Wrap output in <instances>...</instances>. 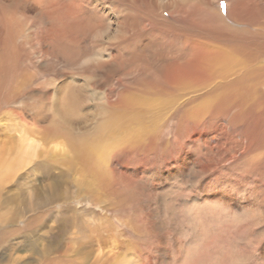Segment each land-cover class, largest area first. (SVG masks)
<instances>
[{
	"label": "rangeland",
	"instance_id": "374dc122",
	"mask_svg": "<svg viewBox=\"0 0 264 264\" xmlns=\"http://www.w3.org/2000/svg\"><path fill=\"white\" fill-rule=\"evenodd\" d=\"M1 1L25 9L0 6V264H264V149L233 122L264 112V75L251 80L255 92L230 96L238 109L209 95L252 60L221 47L233 57L221 78L180 84L193 50L219 48L190 39L179 58L181 42L149 20L126 44L127 10L112 0L88 4L108 25L98 31L102 55L64 59L51 43L79 41L87 3ZM230 3L214 6L240 26ZM80 136L90 144H76ZM250 162L260 170L248 172Z\"/></svg>",
	"mask_w": 264,
	"mask_h": 264
},
{
	"label": "bare ground",
	"instance_id": "6f19581e",
	"mask_svg": "<svg viewBox=\"0 0 264 264\" xmlns=\"http://www.w3.org/2000/svg\"><path fill=\"white\" fill-rule=\"evenodd\" d=\"M74 1L76 6H79V4L84 5L83 2L87 3V5H85L86 9L83 7V11L90 16L89 24L83 28H78L77 38L79 41L69 43L55 40L51 43V51L56 57H62L64 59L71 57L77 62L82 58H88L87 60L90 61L94 56L102 55L103 47L99 45L104 44L101 42L102 38L98 39V37H100L98 31L106 29L108 25L106 26L105 20L101 18L102 16L97 8L96 10H91L88 5L95 4L96 7L98 5V0ZM219 1L220 0H162L160 2V0H112L113 4L116 6L120 4L127 10L126 17L121 20L122 24L126 25L128 33V37L126 36V44L134 45L141 40V24L149 20L151 23H158L159 29L163 28L171 33L170 35L174 38L171 42L172 46L175 45V41L181 42L183 48L179 50V55L177 54L179 58L185 59L187 54L190 53L185 48V45L190 39L200 38L204 42L212 44L213 46L211 47L219 48L217 52L214 51L213 53L205 46L193 50V59L188 62L186 61V65H184L186 68L184 71L182 70L175 77L180 84L203 82L213 77L221 78V75L224 74L223 71L229 68L232 65L231 61H233L231 53H224L221 51L222 48L231 49L233 53L239 52L242 53V55L245 54L243 57L247 60H252V62H257L258 60L262 62L264 58V8L259 6V9H255L252 3L254 0H230L231 3L226 12L236 25L240 24V26L234 27V25L227 23L226 19L222 16L221 6H214V4ZM0 6L14 12L20 8L25 9L20 3H11L9 7L3 6L1 0ZM100 11L102 12L103 10ZM12 17H14L17 26L22 28L24 23L15 15H12ZM258 24L262 30L253 31L252 28H250ZM136 31L140 33V37L136 35L139 34L135 33ZM88 37L90 38V43L89 41L88 43L86 42ZM83 40L86 43L80 45ZM175 58L177 57L175 56ZM252 62H250V66H245L241 76H235V79H228L229 81H225V84L222 85L221 95L214 93V90H212V92H210L211 90L209 91V95L212 97L211 99L215 100V102L220 105L221 110H223L224 105V109L239 108L235 100L232 104H230V101L227 102L230 100L231 95H246L248 91L255 90L256 83L253 85L251 80H257L256 78L262 77V75H264V67H260V65ZM4 63L5 62H3V65H5ZM95 66L94 64L89 65L87 69H92ZM148 82H151L150 85L154 87H159L161 92L162 90H166L165 82L163 83L161 78H156L154 76L151 78V76H149ZM150 85L147 83L143 84L141 86L143 89L141 88L140 91H147ZM214 117H217L216 114ZM111 120L110 117L108 121ZM234 121L239 125L245 122L246 125L244 127L242 126L243 137H245L247 141H250V143H253L257 150L264 149V112H237L233 122ZM106 122L107 120L103 121L96 127L95 131L93 130L96 136L111 123ZM63 123L64 120H59L56 121L55 125L62 127ZM74 139L77 140L75 142L76 144L89 145L91 138L80 136ZM260 164V162H250L248 172L250 170L257 172L260 170Z\"/></svg>",
	"mask_w": 264,
	"mask_h": 264
},
{
	"label": "snow or ice",
	"instance_id": "6c2138e0",
	"mask_svg": "<svg viewBox=\"0 0 264 264\" xmlns=\"http://www.w3.org/2000/svg\"><path fill=\"white\" fill-rule=\"evenodd\" d=\"M221 6H224L223 4Z\"/></svg>",
	"mask_w": 264,
	"mask_h": 264
}]
</instances>
